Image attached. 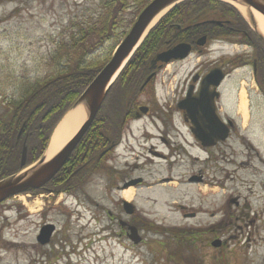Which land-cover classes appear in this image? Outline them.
Here are the masks:
<instances>
[{
    "label": "rangeland",
    "instance_id": "obj_1",
    "mask_svg": "<svg viewBox=\"0 0 264 264\" xmlns=\"http://www.w3.org/2000/svg\"><path fill=\"white\" fill-rule=\"evenodd\" d=\"M99 4L100 0H0V112L7 108L10 100H16L20 93L26 90L28 84L54 73L56 65L50 66L47 63L49 54L62 39L67 40L75 23L85 21L95 14ZM113 47L114 44L107 41L88 56V61L106 62L115 49ZM247 49L248 47L244 45L217 41L206 45L201 54L193 52L183 61L167 64L161 69L155 82V96L162 103L157 112L162 109L168 112V108L173 107L176 88L181 87L196 66L209 63L219 57L242 54ZM61 58H66L65 54L60 56L56 69L64 66V59L60 60ZM251 72L250 68L235 69L226 78V85L229 81H243L240 95L244 93L248 101L251 98L255 99L254 91H248L245 85L252 82ZM144 100L145 97L142 98V101ZM257 102L260 103L258 111L263 118L260 119L259 126L250 127L251 135L249 131L247 133L255 140L258 139V151L250 149L246 151L237 142L230 143L234 150L229 148L223 152L214 151L213 157L216 159L212 160L208 168L195 165L192 171L196 174L203 171L206 184L174 187L173 183L158 182L162 176L187 172L190 166L174 167L173 172H168L164 165L154 162L146 164L144 158L136 160L135 155L124 159L128 164L125 172L133 178L142 177L149 185V187L143 185L131 187L134 190L130 199L134 206L131 214L137 212L140 218L147 222L144 223L145 228L142 233L138 235L140 239H144L143 242L138 241L137 244H133L131 241L123 242L124 240L115 239L110 240L109 243L108 241L96 244L92 242L91 246H87L85 239L83 247L78 249L79 252L82 251L81 255L69 256L73 259L68 262L64 259L44 262L48 264H195L196 259L200 258L202 264H215L221 259L228 264H264V187L262 186L264 165L259 163L261 162L259 159H264V97L259 95ZM127 108L128 106L126 110ZM254 112H257V109ZM150 125L149 119L132 125L136 137L142 144L158 142L155 138L146 141V137L142 136L145 130L155 133ZM97 134H105L104 128L98 129ZM107 136H98L96 141L107 144L104 143V138ZM245 138L249 140L248 136ZM241 149L246 152L241 154ZM224 156L232 163L221 162ZM243 160L249 166L245 169H236L238 162ZM135 164L137 166L133 168ZM121 176L117 174L115 182H111V185L107 174L101 172L94 175L92 184L88 185V192L95 202L109 208L113 215L128 221L131 216L124 215L121 206L117 204L118 200L123 198V190H118L116 187L123 184L119 183ZM80 196L84 199L82 206L86 208L88 202L82 194ZM20 198L28 200L26 196ZM12 200L14 202L11 203V210H14L13 206L21 203L17 198ZM174 204L193 206L198 213L196 218L185 222ZM8 207L10 205L7 204L1 209ZM15 220L14 212L7 211L0 217V264H41V260L45 259L40 258L39 250L33 245L28 223H15ZM71 220L67 223L66 234L68 240L76 241L74 236L79 230V225L75 222V216ZM182 223L186 224L185 227L198 228L193 234L194 237L190 239V248L175 238V228L183 227ZM83 224L87 225L85 222ZM92 225L89 224L85 229L86 233L90 232ZM153 226L161 228L156 230L154 228L157 227ZM115 229L117 231L118 227ZM185 235L187 236V233ZM214 239L221 241L219 247L210 245ZM67 250L69 251L70 248L67 247Z\"/></svg>",
    "mask_w": 264,
    "mask_h": 264
},
{
    "label": "flooded vegetation",
    "instance_id": "obj_2",
    "mask_svg": "<svg viewBox=\"0 0 264 264\" xmlns=\"http://www.w3.org/2000/svg\"><path fill=\"white\" fill-rule=\"evenodd\" d=\"M230 23L231 21L227 19L214 18V16L208 15V18L197 24L182 25L179 22L169 24L172 27L174 38L188 37L190 38L189 42L178 41L171 45H166L165 48L159 51L184 42L191 45V52L183 59L172 60L168 63L157 62L154 67L150 63L157 52L151 57L148 62V73L139 86V90L143 91V93L135 97L126 112L121 115L119 123H116V128L109 136L104 138V143H107V146L100 151L97 150L96 155L89 152L82 156L76 155L70 159L74 152L73 150L63 166L50 181L39 188L28 190V200L24 201L27 205L26 208H21L17 204L13 206L15 207L14 210H11V203L14 202L12 198L1 204L0 217L7 211L14 212L16 215L15 223H28L31 229L33 245L39 250L40 258L45 259L41 260V264H48L44 261L48 262L49 260L61 261L64 259L68 262V260L73 259L69 256L76 257L81 255L82 251L79 252L78 249L79 247H83L85 239L87 240L86 245L91 246L92 242L96 244L101 242L107 243L108 241L109 243L110 240L115 239L124 240L123 242L131 241L130 227L137 229V235L142 233L146 220L141 219L137 212L134 215L127 214L124 209V198H120L117 204L121 206L124 215L131 216L128 221L113 215L109 208H105L95 202L88 192V185L92 184L93 176L101 172L107 174L110 184L111 182H115L117 174L122 175L119 183L123 184L121 186L116 185L118 190L125 191L126 189L123 188V185L130 181H137L134 187L142 185L149 187L142 177L133 178L125 172L128 166L127 160H124L126 157L135 155L136 160L144 158L146 164L147 162L149 164L153 162L159 163L160 165H164L168 172H173L174 167L190 166L187 172H177L174 175L162 176L158 180L160 183H173L174 187L179 185L190 187L197 184H206L203 171L198 172V174L192 171L195 165L204 169L208 168L212 160L216 159V157H213L214 151L220 150L223 152L229 148L234 150L233 145L230 144L232 142H237L246 151L247 149L258 151V139L255 140L249 136V134L251 135L249 129L251 126H259V121L263 118L258 111L260 103L257 101L259 95L264 97V94L256 81L257 58L252 56V48L249 45L239 43L248 47L242 54L224 58L219 57L209 63L196 66L190 72L188 78L183 81L181 87L176 88L177 92L173 107H169L168 112L163 111L164 109L157 112L162 103L155 96V82L162 68L171 62L187 59L193 52L201 54L204 52L206 45L212 41H225L236 44V42L224 39L214 38L213 40H209L206 34H202L194 39L195 30L193 28L195 25L202 24L204 26L214 25L223 27L225 24L229 25ZM222 31H233V28L228 26L222 29ZM202 37H205V40L203 43L197 45V40ZM243 54L251 58V62L248 63L247 68L251 69L253 76L252 82L245 84L246 89L255 93V99L251 98L249 101L248 105L250 109H248L246 118L238 108L243 81H229L226 85V78L239 67L232 66L231 59ZM219 68L223 72L224 80L222 78L216 87L210 82L209 87L201 91L200 89L203 85L201 79L214 69ZM148 76L151 77L144 84ZM144 97L145 100L142 101ZM141 107L143 109H140ZM255 109H257V112H254ZM144 119L150 120V126L153 127L152 130L155 133L145 130L142 136L146 137V141L154 138L157 139V144L149 143L145 145L140 143L136 137L132 125ZM225 131L227 135L224 139L217 140L209 146L195 137L196 133L212 137ZM247 131H249V134ZM245 136H248L249 140ZM246 151H242L241 149L240 153L244 154ZM256 154L259 155L258 152ZM259 160L261 161L259 163L264 165V159ZM223 161L225 164L232 163L226 156L221 160V162ZM252 165L254 166V164ZM136 166L135 164L132 167L135 168ZM248 166V163L243 160L238 162L236 169H245ZM262 186L264 187V176L262 178ZM78 193L79 195L76 196ZM80 194L88 202L86 208L82 206L84 199L81 198ZM17 199L21 201L20 198ZM114 203L116 204V201ZM7 204L10 207L1 209ZM174 205L185 222L195 219L198 214L193 206L186 204ZM74 216L75 222L79 225V230L76 236H74L76 241H70L66 234L68 229L67 223H70L72 221L71 218ZM5 219H7L6 216ZM83 222L87 223V225H84ZM91 223L93 224L92 228L89 233H86L85 229ZM185 225V223H182L183 227L175 228L176 237L179 238V241L182 239L184 241L192 239L191 237H194L193 234L198 230V228L185 227ZM115 227H118V232ZM185 233H187V236ZM143 241L144 239H141V242ZM67 247L70 248L69 251Z\"/></svg>",
    "mask_w": 264,
    "mask_h": 264
},
{
    "label": "trees",
    "instance_id": "obj_3",
    "mask_svg": "<svg viewBox=\"0 0 264 264\" xmlns=\"http://www.w3.org/2000/svg\"><path fill=\"white\" fill-rule=\"evenodd\" d=\"M147 3L148 0H100L97 12L89 19L75 23L67 40L62 39L49 54L47 63L50 66L56 65L54 73L28 84L16 100L8 102L7 108L0 112V180L21 171L20 160L24 143L27 146L26 166L43 155L57 123L105 64L90 62L88 56L107 41L112 42L115 48ZM208 15L227 19L231 23L223 27L195 25L194 39L206 34L209 40L216 38L249 45L252 56L257 58L256 81L264 94V42L260 36L249 27L233 6L225 2L185 0L170 9L149 31L111 86L96 118L70 159L89 152L96 155L97 150L106 147L107 144H100L96 139L98 136H107L108 133L110 135L121 115L126 112V106L143 93L139 86L148 73L151 57L166 45L178 41L189 42L188 37L174 38L169 24H197L208 18ZM228 26L233 31L223 32L222 29ZM62 54L66 57L60 59H64V66L56 69ZM250 62L251 58L244 54L231 59L232 66H243ZM100 128H104L105 134H97ZM20 130L21 134L17 138ZM153 227H157L154 228L156 230L161 228ZM175 238L179 240L178 237ZM181 243L190 248V239H182ZM195 264H202L201 259H196ZM215 264L228 262L221 259Z\"/></svg>",
    "mask_w": 264,
    "mask_h": 264
},
{
    "label": "water",
    "instance_id": "obj_4",
    "mask_svg": "<svg viewBox=\"0 0 264 264\" xmlns=\"http://www.w3.org/2000/svg\"><path fill=\"white\" fill-rule=\"evenodd\" d=\"M182 1L184 0H150L146 4V6L137 15L123 39L115 47L109 60L98 71L95 77L78 97L76 102L67 111L68 113L77 106H83L85 108L86 117L79 129L72 136V138L50 159L47 160L44 154L38 161L26 168L24 167L26 164L27 147L25 144H23L20 160V167L23 169L16 174L0 180V203L15 194L26 192L31 188H39L43 186L59 171L92 124L112 84L119 76L120 72L123 70L135 50L142 43L150 29L164 14H166L170 9ZM222 1H225L232 6H234L232 3H235L245 6L249 9L252 8L264 17V0ZM243 17L249 23L251 28L262 38V40H264V35L258 30L257 22L253 16L249 15V20L244 15ZM204 40L205 37L198 39L196 42L197 45L203 43ZM190 50L191 46L189 44L179 43L171 48L158 52L151 60L150 64L152 67H154L157 62L168 63L171 60L183 59L189 54ZM150 77L151 76L147 77L144 84L150 79ZM223 77L224 76L221 68L214 69L201 79L203 85L201 86L200 90L203 91L204 88L206 90L209 87L210 82H212L213 86L216 87ZM140 109H143V107ZM20 132L21 130L19 131L17 138L19 137ZM226 135L227 134L225 131L212 137L196 133L195 137L201 142L207 143L206 145L209 146L214 144L217 140L224 139ZM135 183H137V181H130L124 184V188L134 185ZM124 209L127 214H131L133 212V205L128 201H124ZM130 238L133 243L140 241V238L137 235V230L134 227H130ZM211 245L213 247H219L221 245V241L219 239H215L211 241Z\"/></svg>",
    "mask_w": 264,
    "mask_h": 264
},
{
    "label": "bare ground",
    "instance_id": "obj_5",
    "mask_svg": "<svg viewBox=\"0 0 264 264\" xmlns=\"http://www.w3.org/2000/svg\"><path fill=\"white\" fill-rule=\"evenodd\" d=\"M238 11H240L248 20L250 19L249 15L253 16L257 22L258 30L264 35V17L260 15L256 10L252 8H247L245 6L232 3ZM239 111L246 118L247 113V100L245 94L239 96L238 103ZM86 117V110L83 106H77L68 112L58 126L55 128L53 135L51 137L49 146L45 152L46 159H50L54 154H56L76 133L80 125ZM205 191V190H204ZM134 194V190L130 187L123 191L122 197L126 201H130Z\"/></svg>",
    "mask_w": 264,
    "mask_h": 264
}]
</instances>
